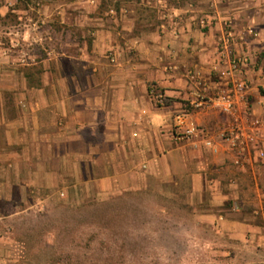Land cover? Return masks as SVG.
<instances>
[{"label":"crops","instance_id":"crops-1","mask_svg":"<svg viewBox=\"0 0 264 264\" xmlns=\"http://www.w3.org/2000/svg\"><path fill=\"white\" fill-rule=\"evenodd\" d=\"M33 1L0 5L38 16L20 24L34 50L0 52V264L24 261L12 236L29 215L151 189L223 238L228 264H264V0ZM228 26L250 58L237 132L209 102L226 91ZM184 108L205 133L177 142Z\"/></svg>","mask_w":264,"mask_h":264},{"label":"rangeland","instance_id":"rangeland-1","mask_svg":"<svg viewBox=\"0 0 264 264\" xmlns=\"http://www.w3.org/2000/svg\"><path fill=\"white\" fill-rule=\"evenodd\" d=\"M25 18L38 20L34 11L21 21L17 14H0V52L34 50V44L19 42ZM57 19L47 18L60 33ZM49 32L48 27L33 28L30 35L44 38ZM12 238L26 242L21 264H228L226 241L209 226L197 225L193 212L177 198L157 189L29 215L16 224Z\"/></svg>","mask_w":264,"mask_h":264},{"label":"built area","instance_id":"built-area-1","mask_svg":"<svg viewBox=\"0 0 264 264\" xmlns=\"http://www.w3.org/2000/svg\"><path fill=\"white\" fill-rule=\"evenodd\" d=\"M248 34L252 37L256 36V33L252 29H248ZM218 53L220 55V61L226 62L227 65V69L223 73L226 91L225 93L221 92L213 96L209 102L222 115L232 119L234 125L233 131L237 132L236 125L239 121L236 117L234 96L236 94L243 96L247 89V81L243 76V69L249 65L250 58L247 53L237 54L233 49L232 33L229 26L224 31ZM148 96L156 106L162 107L165 105V96L156 85L149 86ZM195 106L197 105L195 104ZM191 114L190 108H184L175 116L174 139L177 142H187L191 138L205 133L197 126ZM206 144L209 145L210 143L207 142Z\"/></svg>","mask_w":264,"mask_h":264},{"label":"trees","instance_id":"trees-1","mask_svg":"<svg viewBox=\"0 0 264 264\" xmlns=\"http://www.w3.org/2000/svg\"><path fill=\"white\" fill-rule=\"evenodd\" d=\"M112 201V200H111Z\"/></svg>","mask_w":264,"mask_h":264}]
</instances>
